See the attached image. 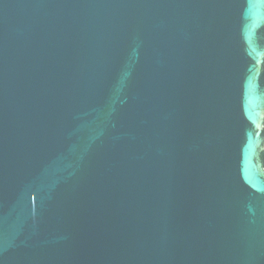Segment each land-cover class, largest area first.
Here are the masks:
<instances>
[{
    "label": "water",
    "instance_id": "95a60500",
    "mask_svg": "<svg viewBox=\"0 0 264 264\" xmlns=\"http://www.w3.org/2000/svg\"><path fill=\"white\" fill-rule=\"evenodd\" d=\"M0 264H264V0H0Z\"/></svg>",
    "mask_w": 264,
    "mask_h": 264
}]
</instances>
